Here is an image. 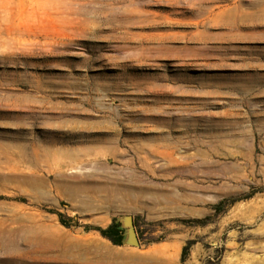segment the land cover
Returning a JSON list of instances; mask_svg holds the SVG:
<instances>
[{"label": "rangeland", "instance_id": "374dc122", "mask_svg": "<svg viewBox=\"0 0 264 264\" xmlns=\"http://www.w3.org/2000/svg\"><path fill=\"white\" fill-rule=\"evenodd\" d=\"M0 264H264V0H0Z\"/></svg>", "mask_w": 264, "mask_h": 264}, {"label": "trees", "instance_id": "16d2710c", "mask_svg": "<svg viewBox=\"0 0 264 264\" xmlns=\"http://www.w3.org/2000/svg\"><path fill=\"white\" fill-rule=\"evenodd\" d=\"M227 201H222L216 206V210L218 213L224 211V206ZM104 236L109 238L115 245L122 246L125 243V231L122 228L120 223H115L111 225L105 232H103Z\"/></svg>", "mask_w": 264, "mask_h": 264}, {"label": "water", "instance_id": "95a60500", "mask_svg": "<svg viewBox=\"0 0 264 264\" xmlns=\"http://www.w3.org/2000/svg\"><path fill=\"white\" fill-rule=\"evenodd\" d=\"M128 220H130V222H131V227L130 228L132 229V231L129 234V238H131V240H132L130 243L133 244V245H138V239L136 237V234L133 231V223H132V220L130 218Z\"/></svg>", "mask_w": 264, "mask_h": 264}, {"label": "bare ground", "instance_id": "6f19581e", "mask_svg": "<svg viewBox=\"0 0 264 264\" xmlns=\"http://www.w3.org/2000/svg\"><path fill=\"white\" fill-rule=\"evenodd\" d=\"M126 224H127L128 229H129V228H130V225H131L130 221H128ZM127 240H128V239H127ZM127 240H126V241H127ZM131 241H132L131 238H129V242H131Z\"/></svg>", "mask_w": 264, "mask_h": 264}]
</instances>
